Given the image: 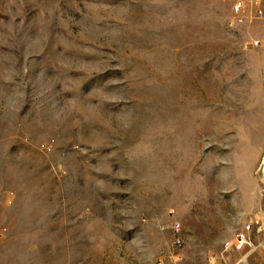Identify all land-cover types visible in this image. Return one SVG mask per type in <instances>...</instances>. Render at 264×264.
I'll return each mask as SVG.
<instances>
[{"label":"rangeland","instance_id":"374dc122","mask_svg":"<svg viewBox=\"0 0 264 264\" xmlns=\"http://www.w3.org/2000/svg\"><path fill=\"white\" fill-rule=\"evenodd\" d=\"M244 1L0 0V264H211L264 217Z\"/></svg>","mask_w":264,"mask_h":264},{"label":"built area","instance_id":"2783aa9c","mask_svg":"<svg viewBox=\"0 0 264 264\" xmlns=\"http://www.w3.org/2000/svg\"><path fill=\"white\" fill-rule=\"evenodd\" d=\"M258 3V0L254 1V16L257 18H264V12L259 8ZM244 9V0H233L232 13L235 16L241 14ZM252 44L258 46L259 42L254 40ZM171 229L174 234V245L176 247L181 246L183 238L180 235V225L174 222ZM257 233H264V217H258L244 222L239 230L222 242L219 252L210 257V263L228 264L230 255L236 254L238 256L233 264H248L247 257L255 248L254 235Z\"/></svg>","mask_w":264,"mask_h":264},{"label":"crops","instance_id":"0c3cea01","mask_svg":"<svg viewBox=\"0 0 264 264\" xmlns=\"http://www.w3.org/2000/svg\"><path fill=\"white\" fill-rule=\"evenodd\" d=\"M263 4H264V2H263Z\"/></svg>","mask_w":264,"mask_h":264}]
</instances>
